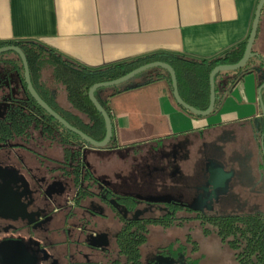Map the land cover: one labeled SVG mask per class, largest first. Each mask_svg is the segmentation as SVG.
Wrapping results in <instances>:
<instances>
[{
  "label": "crops",
  "instance_id": "0c3cea01",
  "mask_svg": "<svg viewBox=\"0 0 264 264\" xmlns=\"http://www.w3.org/2000/svg\"><path fill=\"white\" fill-rule=\"evenodd\" d=\"M258 2L0 0V43L37 41L71 61L93 69L155 52L196 60L211 59L248 37ZM254 51L264 58V10ZM8 58L11 57H0V93L8 94L11 90L20 93L22 87L16 72L5 64ZM251 64L253 67L258 65L257 59ZM149 70L121 85L123 89L128 87L127 90L115 93L114 86L104 87L97 95L110 111L113 137L119 147L96 148L86 155L110 157L118 154L130 159L131 167L126 175L119 174L123 181L121 187L127 188H118L113 184L120 192L133 193L132 186L143 184L144 169L149 170L147 176H152V167L149 169L142 161L144 149L151 143L200 137L209 131L244 123H250L256 130V120L264 132L261 108V97L264 101V68L245 74L236 83H233L236 74L223 75L217 90V111L201 117L191 115L176 104L165 69ZM152 77L160 79L147 83ZM262 140L264 147V137ZM48 149L56 150V154H49L54 158L63 156L58 146L46 147L47 153ZM263 151L264 148L262 159ZM88 164L92 169L89 161ZM157 168L154 165L153 170L157 171ZM95 175L106 181L110 178L107 174ZM149 184L153 186L154 183ZM78 217L74 218L76 225H80V215Z\"/></svg>",
  "mask_w": 264,
  "mask_h": 264
},
{
  "label": "trees",
  "instance_id": "16d2710c",
  "mask_svg": "<svg viewBox=\"0 0 264 264\" xmlns=\"http://www.w3.org/2000/svg\"><path fill=\"white\" fill-rule=\"evenodd\" d=\"M248 38L249 35L242 43L211 59L196 60L166 52H155L96 69L75 63L55 49L37 41L1 42L0 47L5 45L21 47L28 58L32 82L40 96L71 125L93 139L101 141L106 135V123L103 115L89 97V89L94 84L117 79L142 65L163 61L175 69L182 98L190 105L205 110L210 103L209 76L211 71L218 65L237 63L244 55ZM7 54H13V56L6 59L5 64L16 72L22 90L20 93L12 90L8 94L0 93V103L4 102L0 105V145L9 143L13 146H58L63 156L57 159L60 166L57 170L62 172L68 182L72 181L78 199L105 189V192L115 202L124 205L126 210H134L138 205L136 196L119 194L107 186L99 188L98 184L104 180L95 175L86 159V154L97 147L68 130L37 103L27 90L21 58L12 51L3 53L0 57H5ZM255 59L258 65L253 67L251 63ZM263 68L264 58L260 55L252 57L240 70L218 73L215 76L216 93L219 80L223 75L236 74V79L233 81L236 83L245 74L261 71ZM165 73L172 86L170 74L166 70ZM158 79L160 77H152L147 83ZM127 83L114 86L115 93L127 90L128 87L123 89L121 86ZM104 89H98L95 92L96 97ZM172 97L176 102L173 93ZM176 104L191 115L201 117L183 108L177 102ZM217 109L218 100L212 113H215ZM118 147L113 137L103 149ZM47 167H50L49 164ZM44 168L46 167L40 170L45 171ZM260 168L263 169V166ZM163 205L170 212L158 217L140 219H126L116 207H112L116 212L115 216L121 222V229L116 238L118 257L109 264H145L142 260V248L148 242L150 228L152 226L169 228L175 224L180 225L186 218L198 219L203 224L206 235L211 233V230L205 227L209 225L221 243L226 244L233 251L238 264H264V211L211 214L203 209L186 207L181 204ZM179 212L195 215L179 216ZM190 241L189 235L187 242ZM171 247L174 257H192L187 254L186 246L181 243L177 247L174 243ZM194 249H198L197 244L194 245Z\"/></svg>",
  "mask_w": 264,
  "mask_h": 264
},
{
  "label": "rangeland",
  "instance_id": "374dc122",
  "mask_svg": "<svg viewBox=\"0 0 264 264\" xmlns=\"http://www.w3.org/2000/svg\"><path fill=\"white\" fill-rule=\"evenodd\" d=\"M7 56L12 57L13 54H7ZM159 69L160 68L156 67L150 70L154 72ZM255 123L257 124L258 131L257 129L255 130L250 123H244L239 126L235 125L209 131L206 132V135L200 137L191 136L179 138L172 142L165 141L159 144L151 143L149 147L144 149L145 153L142 155L144 164H142L147 165L149 169L152 167L150 171L152 176H147L149 170L144 169L143 184L139 183L140 185L138 186H132V191L135 192L138 190L145 193L148 192L151 187L157 186L162 193L176 194L175 190H179L182 185L189 184L195 186L199 183V180L203 178V176H197L198 172L203 174L204 168L206 167L205 163L209 162L207 158H211V162H218L215 161L216 156H214L217 153L219 155L218 164L224 163L225 169L232 172V178L225 187L228 191L226 193H231L232 196H229V200H225L221 196L219 199H212L210 197L208 201L209 206L202 205L204 210L211 214L215 212H263L264 161L261 152L263 148L262 139L264 137V132L262 131L260 122L256 120ZM55 151L54 149H48V154L54 155L57 153ZM86 159L91 163L93 167L92 171L95 174H107L110 177L109 181L112 185L116 184L118 188H127L126 186L121 187L120 184L123 183V181L119 174L122 173L126 175L127 169L131 167L130 159L124 158L122 155L120 156L118 154H112L110 157H100L92 154L88 155ZM30 160L31 161L26 158V162H28V164L30 163V167H39L34 161V157H31ZM14 161L20 166L18 158ZM31 162L34 163V166ZM154 165L158 167L157 171L153 170ZM262 166L263 169L260 168ZM67 182L68 181L63 180L64 187L68 186ZM150 182L154 183L153 186H150ZM252 190H254V192ZM196 193H198L197 188L194 190L195 195ZM59 200L61 204L65 206L69 202V196L64 194ZM53 208L54 207L50 205L49 211H52ZM165 210L167 209L163 205L149 206L146 203H141L135 208L134 213L141 212L143 216L155 217L162 214V211L164 212ZM53 214L54 216L46 232L36 231L35 236H31V241L37 240L38 242H43L42 240L48 238L47 240L58 242L59 240H65L67 238V233L63 230L61 231V229L66 223L69 225L75 224V219L72 216H67V211H58ZM107 214L109 216L106 218H92L94 220H90L89 226L94 232L107 229L108 247L112 249L115 247V235L120 224L111 216L113 214L111 210H108ZM178 215L191 216L195 214L179 212ZM18 225H21V223ZM205 227L211 230L210 234H205L203 224L196 218H186L182 224H175L167 229L152 226L150 228L148 242L142 248V259L147 261L149 255L151 256L158 248L164 247L168 243H175V247L181 243L186 246L187 254H190L192 256L191 258H201V264H238L234 258L233 251L226 244L221 243L220 239L209 225ZM1 228L4 227L1 226ZM25 232L26 231L17 232L15 235L19 236L22 234L23 236L26 235ZM8 234H11V232L4 230L0 232V236ZM189 235L191 241L187 242V236ZM195 244L198 245V249H194ZM91 249L92 248L83 249V252L88 254L91 260L87 261L85 257L78 256V264H107L105 259V262L104 260L103 262L101 261L102 258H104L102 254L97 251H92ZM57 250L58 252L48 245L44 249V252L46 255L55 254L54 252H57L58 256L64 258L66 261V254L70 251L68 252L66 247ZM113 257H118V255L115 253ZM183 257L184 256H182V258ZM159 258L168 260L162 257ZM172 262L178 264L179 261L175 260Z\"/></svg>",
  "mask_w": 264,
  "mask_h": 264
},
{
  "label": "flooded vegetation",
  "instance_id": "af4514ba",
  "mask_svg": "<svg viewBox=\"0 0 264 264\" xmlns=\"http://www.w3.org/2000/svg\"><path fill=\"white\" fill-rule=\"evenodd\" d=\"M44 149V150H43ZM44 146H13L9 143L0 145V182H12L16 190L21 194L22 200L25 202L28 213L34 218L33 221L28 220H11L6 218H0V232L9 231L11 234L0 236V242L5 240H20L26 244L30 251L38 257L37 264H78V256L85 257L87 261H90V256L83 252L84 248H92V251H97L102 254V262L105 259L107 264L115 260L117 257H113L117 254L116 250V238L121 229V222L115 216L116 212L112 207H116L126 219H140L149 218L152 216H143L141 212L134 213V210H126L124 205L118 204L105 192V189H101L92 195L85 196L78 199L77 191L73 186L72 181L67 182L68 186L64 187L63 180L67 181L62 175V172L57 170L60 166L57 163V158L50 156ZM13 155V157H12ZM216 160L218 161L219 155L216 153ZM31 157H34V161L39 167H30V163L26 162V158L31 161ZM48 157V158H47ZM19 159V164H16L15 159ZM209 162L205 163L203 174L198 172V176H203L199 183L193 185H182L181 190L176 189L175 193H162L159 187H151L148 192L135 191L131 193L120 192L115 185H112L109 181L104 180L98 184L99 188L110 187L113 190L119 192V194H130L137 197L138 204L146 203L149 206L163 205V204H181L186 207H198L203 209V206L208 205L210 197L212 199L223 198L229 200V196H232L225 187L232 178V172L225 169L224 163L218 164L211 162V158H207ZM36 164V165H37ZM49 164L50 167H47ZM45 171H41V167ZM224 171L221 173L220 171ZM215 178H212V177ZM197 188L198 193L194 194V190ZM225 190V191H224ZM64 194L69 196V202L67 205H62L59 200ZM144 194V195H143ZM195 195V197H194ZM221 196V197H220ZM166 200V201H165ZM151 201V202H147ZM50 205L54 208L49 211ZM203 205V206H202ZM138 205H136L137 207ZM164 206V205H163ZM111 210L114 218L119 222L120 227L115 235V247L110 249L108 241L107 229L100 230V232H94L90 229V220L92 218H106L109 215L107 211ZM67 211V216L78 218L80 215V225H69L68 223L61 229L67 233L65 240L51 241L42 240L43 242L31 241V236H35L36 231H45L48 229L49 224L54 216V212ZM110 212V211H109ZM132 212V213H130ZM170 212L169 210L162 211V216ZM233 213V212H232ZM214 214H226L224 212H215ZM155 216V217H158ZM21 225H18L20 224ZM4 227V228H1ZM167 229L163 226H158ZM26 231V235L16 236L15 233ZM50 241V242H48ZM107 245H106V244ZM174 243H168L164 247L158 248L145 264H174L172 261H179L178 264H201V259L190 257H174L171 245ZM50 245L51 248L57 249L66 247L68 252L66 254V261L64 258L59 257L57 252L55 254H45L44 249ZM72 249H77L75 252H71ZM143 255V252H142ZM143 257V256H142ZM159 257L172 260H164ZM104 260V262H105Z\"/></svg>",
  "mask_w": 264,
  "mask_h": 264
},
{
  "label": "water",
  "instance_id": "95a60500",
  "mask_svg": "<svg viewBox=\"0 0 264 264\" xmlns=\"http://www.w3.org/2000/svg\"><path fill=\"white\" fill-rule=\"evenodd\" d=\"M263 9H264V0H259L254 13V19L252 22L249 38L246 44L243 57L235 64L218 65L211 71L209 76L210 103L208 108L205 110H201L190 105L182 98L179 91V83L175 69L169 63L163 61H154L142 65L122 77H119L111 81L98 82L94 84L92 87H90L89 97L92 103L95 105V107L103 115L106 123V135L104 139L101 141H97L93 139L92 137L84 133L82 130L71 125L40 96V94L37 92L36 88L33 85L28 58L21 47L17 45L2 46L0 47V55L11 51L17 53L23 63L24 77L27 84V90L29 91L31 96L37 101V103L47 113H49L52 117H54L57 121H59L62 125H64L68 130L79 135L82 139L90 143L92 146L97 148H104L111 142L113 138V122L109 109L106 108L95 95V92L98 89L120 85L146 70L159 67L165 69L171 76L173 96L176 102L179 105H181L183 108L189 110L190 112L196 115L208 116L214 111L217 101L215 76L220 72L240 70L247 65L248 61L252 57L259 56V54L254 51V44L257 39ZM261 91L262 88L260 89V94ZM261 108L264 118V101L262 100V97H261ZM220 172L224 173V171L222 170ZM212 178L215 177L213 176ZM194 208L198 209V207H194ZM0 218H6L11 220L22 219V220H28L30 222L34 220V218L28 213L26 204L22 200L21 194L18 192V190L15 189L12 182H0ZM37 263H38V257L36 256V254L30 251V249L26 246L24 242L20 240H5L0 242V264H37Z\"/></svg>",
  "mask_w": 264,
  "mask_h": 264
}]
</instances>
